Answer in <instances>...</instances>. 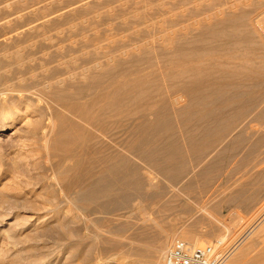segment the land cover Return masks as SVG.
Instances as JSON below:
<instances>
[{
  "label": "rangeland",
  "instance_id": "374dc122",
  "mask_svg": "<svg viewBox=\"0 0 264 264\" xmlns=\"http://www.w3.org/2000/svg\"><path fill=\"white\" fill-rule=\"evenodd\" d=\"M36 71L0 104V264H264V0H0V102Z\"/></svg>",
  "mask_w": 264,
  "mask_h": 264
},
{
  "label": "bare ground",
  "instance_id": "6f19581e",
  "mask_svg": "<svg viewBox=\"0 0 264 264\" xmlns=\"http://www.w3.org/2000/svg\"><path fill=\"white\" fill-rule=\"evenodd\" d=\"M56 39V38H55ZM54 40V39H53ZM59 40V39H58ZM30 41H33V40H30ZM48 41V40H47ZM67 41V40H66ZM65 41V42H66ZM35 42V41H34ZM38 42H39V40H38ZM48 43V42H47ZM51 43V42H50ZM23 44V43H22ZM20 45V44H19ZM41 45V44H40ZM52 45V44H51ZM58 45H59V43H58ZM56 46V45H55ZM60 46V45H59ZM71 46V45H70ZM75 46V45H74ZM33 47V46H32ZM53 48V47H52ZM71 48V47H70ZM48 49V48H47ZM54 49V48H53ZM48 50H50V49H48ZM51 51V50H50ZM54 51V50H53ZM16 52V51H15ZM29 52V51H28ZM27 52V53H28ZM20 53H23V52H21L20 51ZM31 53V52H30ZM31 55V54H30ZM17 57V56H16ZM33 57V56H32ZM28 58V57H27ZM64 58V57H63ZM34 59V58H33ZM24 60V59H23ZM51 64V63H50ZM6 66H8V65H6ZM11 65H9V67H10ZM44 67V66H43ZM60 67V66H59ZM74 67V66H73ZM42 68V67H41ZM6 70V69H5ZM39 70V69H38ZM2 71V70H1ZM32 71H35V70H32ZM13 72V71H12ZM12 72H10V74L12 73ZM18 72H19V70H18ZM26 71H23V73H25ZM37 72H39V71H36V74H33L32 75V78H34L33 80L35 81V84H31V85H17V84H13V83H11L10 85H5V87H3L2 89H7V90H16L17 91V93H14V94H12V95H10V98L12 99L11 101H9L8 100V94H5L4 95V98H2L3 100L0 102V104L2 105V107H3V111H7V112H5V116H4V118L6 119H8V118H10V120L11 121H14L15 120V117H14V114L15 113H11V114H9V111H10V109L12 110L13 108H18V107H20V105H21V103H22V101L23 100H28V103L29 102H34V94H36V93H39V96H38V98H37V105H40L39 103H40V101L42 100V97H43V95L45 96V94H46V96L48 95L47 93L49 92L50 93V91H48V92H46V89L45 88H47V87H50L51 89H52V87H55V85H57V84H54L53 85V82H52V80H51V78H49V76H45V79H47L48 80V82H47V86H44V87H42V86H40L41 84H40V82H39V79H38V76H37ZM56 72V71H55ZM69 72V71H68ZM71 72V71H70ZM1 73V72H0ZM21 73V72H20ZM50 73V72H49ZM2 75V74H1ZM15 75V74H14ZM41 75V74H40ZM7 76V75H6ZM30 76V75H29ZM68 76V75H67ZM79 76V75H78ZM60 77V76H59ZM77 77V76H76ZM0 78H2V77H0ZM8 79H9V77H7ZM11 78H14V77H11ZM41 79H42V77H40ZM36 79H38V81H36ZM13 80V79H12ZM19 80V79H18ZM70 80V79H69ZM42 81H43V79H42ZM62 81V80H61ZM79 81V80H78ZM23 82V81H22ZM46 82V81H45ZM54 83H55V81H54ZM1 84V83H0ZM81 84V83H80ZM64 85V84H63ZM56 88V87H55ZM54 91V90H53ZM2 92V91H1ZM63 92V91H62ZM42 93V94H41ZM16 94V95H15ZM3 97V96H2ZM57 99H58V97L56 98V100L55 101H57ZM60 100V99H59ZM61 101V100H60ZM94 101V100H93ZM57 102H59V101H57ZM62 103V102H61ZM63 103H64V101H63ZM69 105V104H68ZM67 105H65V107H66ZM69 106H71V104L69 105ZM72 106H75V105H72ZM71 106V107H72ZM1 107V106H0ZM67 108H69L68 106H67ZM78 108V107H77ZM75 109V108H74ZM74 109H71L72 111L74 110ZM69 110V109H68ZM77 110V109H76ZM79 110V109H78ZM72 111H70V112H72ZM75 111V110H74ZM11 112V111H10ZM82 112V111H81ZM77 113H78V111H77ZM74 114H76L75 112H74ZM78 116H79V113L77 114ZM48 116H50L49 114H48ZM47 116V117H48ZM81 116V115H80ZM1 118V117H0ZM3 118V119H4ZM50 118V117H49ZM6 119V120H7ZM9 120V119H8ZM9 120V121H10ZM89 120V119H88ZM76 121V120H75ZM79 124V123H78ZM80 146V145H79ZM83 148V145L82 146H80V148ZM77 148V147H76ZM80 148H78V149H80ZM81 148V150H83ZM89 151V150H88ZM78 152V151H77ZM80 152V151H79ZM74 153H76V150L74 151ZM73 154V153H72ZM76 156V155H75ZM69 158V157H68ZM95 175V174H94ZM219 242H221V241H219Z\"/></svg>",
  "mask_w": 264,
  "mask_h": 264
},
{
  "label": "built area",
  "instance_id": "2783aa9c",
  "mask_svg": "<svg viewBox=\"0 0 264 264\" xmlns=\"http://www.w3.org/2000/svg\"><path fill=\"white\" fill-rule=\"evenodd\" d=\"M163 264H219V260L214 245L195 246L175 238L164 255Z\"/></svg>",
  "mask_w": 264,
  "mask_h": 264
}]
</instances>
